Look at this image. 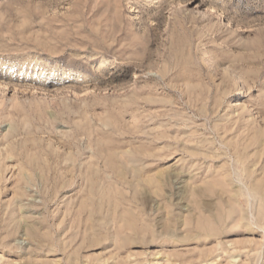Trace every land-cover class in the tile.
Returning <instances> with one entry per match:
<instances>
[{
	"label": "rangeland",
	"instance_id": "obj_1",
	"mask_svg": "<svg viewBox=\"0 0 264 264\" xmlns=\"http://www.w3.org/2000/svg\"><path fill=\"white\" fill-rule=\"evenodd\" d=\"M0 264H264V0H0Z\"/></svg>",
	"mask_w": 264,
	"mask_h": 264
}]
</instances>
